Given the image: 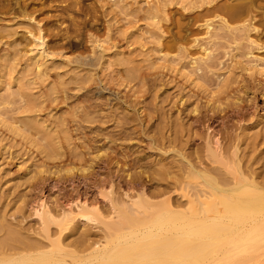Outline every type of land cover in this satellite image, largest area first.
<instances>
[{
  "label": "rangeland",
  "instance_id": "rangeland-1",
  "mask_svg": "<svg viewBox=\"0 0 264 264\" xmlns=\"http://www.w3.org/2000/svg\"><path fill=\"white\" fill-rule=\"evenodd\" d=\"M54 2L56 19L41 10L36 20L67 38L46 34L56 61L44 78L25 68L24 51L8 54L16 48L1 31L23 21L0 14V248L41 239V200L59 210L80 196L106 215L107 184L117 204L144 190L185 208L176 181L188 163H207L214 137L230 166L261 180L264 0ZM236 6L242 14L230 16ZM102 234L77 223L63 239Z\"/></svg>",
  "mask_w": 264,
  "mask_h": 264
},
{
  "label": "bare ground",
  "instance_id": "bare-ground-1",
  "mask_svg": "<svg viewBox=\"0 0 264 264\" xmlns=\"http://www.w3.org/2000/svg\"><path fill=\"white\" fill-rule=\"evenodd\" d=\"M36 2L42 6L38 11ZM71 5L80 10L78 1ZM54 7V0H0V14L16 11L23 21L20 28L1 31L16 48L7 52L16 57L24 51L25 68L39 78L46 77L48 65L56 61L48 37L67 38L36 20L41 10L47 19H56L50 14ZM243 8H232L230 16H240ZM250 11L251 6L245 13ZM18 36L24 45L16 41ZM87 45L92 51L104 50L90 39ZM206 162L188 163L186 176L176 181L177 195L186 202L183 209L170 194L156 193L151 199L144 190L137 196L126 192L128 200L117 204L112 184L98 192L109 203L106 215L99 203L80 196L59 210L41 200L33 208L41 239L10 250L1 247L0 264H264V176L258 180L260 173L243 170L236 161L230 166L215 137L207 142ZM89 222L101 227L99 239L84 235L64 242L72 227Z\"/></svg>",
  "mask_w": 264,
  "mask_h": 264
}]
</instances>
